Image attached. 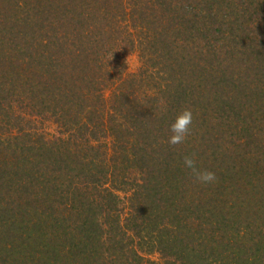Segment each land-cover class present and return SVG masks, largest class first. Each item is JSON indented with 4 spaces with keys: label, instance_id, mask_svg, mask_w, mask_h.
I'll list each match as a JSON object with an SVG mask.
<instances>
[{
    "label": "trees",
    "instance_id": "16d2710c",
    "mask_svg": "<svg viewBox=\"0 0 264 264\" xmlns=\"http://www.w3.org/2000/svg\"><path fill=\"white\" fill-rule=\"evenodd\" d=\"M263 79L264 0H0V264H264Z\"/></svg>",
    "mask_w": 264,
    "mask_h": 264
},
{
    "label": "clouds",
    "instance_id": "9594fccd",
    "mask_svg": "<svg viewBox=\"0 0 264 264\" xmlns=\"http://www.w3.org/2000/svg\"><path fill=\"white\" fill-rule=\"evenodd\" d=\"M193 119L194 116L191 107H184L178 112L170 125L171 134L167 139V143L171 146L183 144L191 134ZM183 167L188 170L194 183L207 185L217 180L214 171L199 166L196 153L183 156Z\"/></svg>",
    "mask_w": 264,
    "mask_h": 264
},
{
    "label": "rangeland",
    "instance_id": "374dc122",
    "mask_svg": "<svg viewBox=\"0 0 264 264\" xmlns=\"http://www.w3.org/2000/svg\"><path fill=\"white\" fill-rule=\"evenodd\" d=\"M140 65H141V61H140V58H139L137 53L130 54L127 57V67H128V71L130 73L138 71L139 68H140ZM252 101L255 102L256 101V97H254ZM152 258H155V256H152Z\"/></svg>",
    "mask_w": 264,
    "mask_h": 264
}]
</instances>
